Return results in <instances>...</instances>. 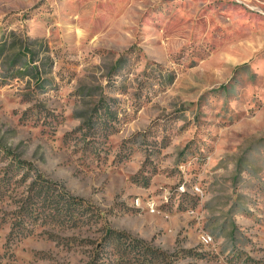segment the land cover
<instances>
[{
  "label": "rangeland",
  "instance_id": "1",
  "mask_svg": "<svg viewBox=\"0 0 264 264\" xmlns=\"http://www.w3.org/2000/svg\"><path fill=\"white\" fill-rule=\"evenodd\" d=\"M0 264H264V0H0Z\"/></svg>",
  "mask_w": 264,
  "mask_h": 264
},
{
  "label": "trees",
  "instance_id": "2",
  "mask_svg": "<svg viewBox=\"0 0 264 264\" xmlns=\"http://www.w3.org/2000/svg\"><path fill=\"white\" fill-rule=\"evenodd\" d=\"M122 237H123V234H122Z\"/></svg>",
  "mask_w": 264,
  "mask_h": 264
}]
</instances>
